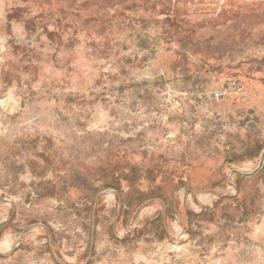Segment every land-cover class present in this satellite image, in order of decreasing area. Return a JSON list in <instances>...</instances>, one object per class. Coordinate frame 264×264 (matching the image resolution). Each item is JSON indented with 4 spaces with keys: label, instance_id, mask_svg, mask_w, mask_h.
Instances as JSON below:
<instances>
[{
    "label": "rangeland",
    "instance_id": "rangeland-1",
    "mask_svg": "<svg viewBox=\"0 0 264 264\" xmlns=\"http://www.w3.org/2000/svg\"><path fill=\"white\" fill-rule=\"evenodd\" d=\"M0 264H264V0H0Z\"/></svg>",
    "mask_w": 264,
    "mask_h": 264
},
{
    "label": "built area",
    "instance_id": "built-area-1",
    "mask_svg": "<svg viewBox=\"0 0 264 264\" xmlns=\"http://www.w3.org/2000/svg\"><path fill=\"white\" fill-rule=\"evenodd\" d=\"M239 90H241V88H239ZM224 94H225V92H217V93L215 94V97H216L217 99H221V98L224 96Z\"/></svg>",
    "mask_w": 264,
    "mask_h": 264
},
{
    "label": "bare ground",
    "instance_id": "bare-ground-1",
    "mask_svg": "<svg viewBox=\"0 0 264 264\" xmlns=\"http://www.w3.org/2000/svg\"><path fill=\"white\" fill-rule=\"evenodd\" d=\"M9 242V241H8ZM4 245V244H3ZM10 245V244H9ZM2 247H4V246H2ZM8 248V247H7Z\"/></svg>",
    "mask_w": 264,
    "mask_h": 264
}]
</instances>
